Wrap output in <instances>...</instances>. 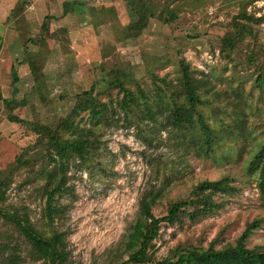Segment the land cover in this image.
Listing matches in <instances>:
<instances>
[{
  "label": "rangeland",
  "instance_id": "374dc122",
  "mask_svg": "<svg viewBox=\"0 0 264 264\" xmlns=\"http://www.w3.org/2000/svg\"><path fill=\"white\" fill-rule=\"evenodd\" d=\"M64 1L0 0V182H8L0 209L28 219L47 235L63 231L75 264H104L107 250L135 220L147 187L165 188L154 206V213L163 215L169 201L198 181L230 176L238 190L218 197L225 205L199 220L184 217L163 224L153 242L155 256L164 258L178 243L207 247L220 233L221 247L234 242L246 222L256 218L263 221L246 245H264V200L255 177L245 171L256 148L251 137L243 145L226 142L213 158H205L186 150L170 129L129 126L130 119L116 107L97 129L98 141L88 161L77 158L69 164L65 189L57 197L60 213L50 224L42 187L44 168L52 166L47 138L34 130L39 124L56 125L79 93L101 87L120 70L144 85H153L151 72L177 80L181 56L211 80L219 97L215 105L226 108L235 100L231 88L240 85V105L261 137L264 86H255L254 80L264 70V19L259 20L264 18V0H185L177 3L178 17L172 24L150 18L146 27L135 30L125 0H77L69 6ZM235 34L241 37L237 54L221 52V38ZM117 92L111 89L100 98L108 101ZM4 99L17 103L10 108ZM87 116L77 118L82 126H90ZM0 264H46L19 225L1 213Z\"/></svg>",
  "mask_w": 264,
  "mask_h": 264
},
{
  "label": "trees",
  "instance_id": "16d2710c",
  "mask_svg": "<svg viewBox=\"0 0 264 264\" xmlns=\"http://www.w3.org/2000/svg\"><path fill=\"white\" fill-rule=\"evenodd\" d=\"M183 1L185 0H125L133 19L131 29L146 27L150 18H157L167 25L172 24L178 17L177 3ZM250 1L247 0V3ZM246 5L241 10L243 15L247 14ZM50 17L47 15L45 18ZM262 19L264 18L259 20ZM46 25L44 22L42 26L46 28ZM244 27L248 29L246 24ZM221 39V52L229 49L231 53L237 54V44L241 37L235 34ZM249 59L252 60L250 63L255 60L252 57ZM177 69L179 77L174 81L151 72L153 85L141 84L139 80L120 70L117 76L106 79L101 87L93 85L79 93L71 111L59 118L56 125L34 126L35 131L47 138L52 166L43 171L46 176L42 187L43 194L46 195L44 215L48 223L51 224L55 215L60 213L57 197L65 189L69 164L77 158L83 163L88 161L89 154L96 148L95 143L98 141L97 129L108 122L109 112L117 111L116 107L121 108L127 120L130 119L129 126L147 127L150 131L156 126L170 129L186 150H193L196 155L205 158H213L226 142L230 146H236L241 141L243 145L251 137L256 148L248 158L245 171L255 177L259 195L264 200V126L260 137V130L248 123V112L240 105V85L231 88L235 100L229 101L228 105L233 106V109L228 105H225L226 108L221 107L219 103L214 104L218 92L213 91L210 79L200 76L198 70L191 68L181 56L177 61ZM33 70H36L35 66ZM254 85L259 88L264 86L263 69L256 75ZM111 89H118L117 97L103 101L100 96L109 94ZM2 99L0 94V100ZM4 101L10 108L17 103L14 99ZM83 113L88 114L87 123L90 126H82L77 119ZM12 120L24 121L17 116H13ZM241 150L239 148V152ZM17 161L23 163L21 158H17ZM233 181L234 178L230 176H222L216 180L202 179L185 195L169 201L163 215H156L154 206L164 195L165 188L147 187L139 200L135 220L120 241L107 250L108 257L104 264H264V245H246L250 234L261 225L263 218L246 222L241 235L234 242L221 247H217L220 233L207 247L178 243L164 258H157L152 249L163 224H175L184 217L199 220L221 209L225 202L218 200V197L222 194L233 195L238 190ZM7 188L8 182L2 180L0 201ZM0 213L19 225L35 248L42 252L46 264H75L63 231L54 230L47 235L28 219L1 209Z\"/></svg>",
  "mask_w": 264,
  "mask_h": 264
},
{
  "label": "crops",
  "instance_id": "0c3cea01",
  "mask_svg": "<svg viewBox=\"0 0 264 264\" xmlns=\"http://www.w3.org/2000/svg\"><path fill=\"white\" fill-rule=\"evenodd\" d=\"M65 2H68V4H66V6H69V5H75V4L77 5V3H78L77 0H65V1H64V4H65ZM83 3H86L85 0H83L82 4H83ZM32 7H33V4H32V5H29L28 8L31 9ZM74 7H75V6H74ZM79 8H81V7H79ZM74 9H75V8H74ZM66 10H68V8H67ZM46 16H47V15H46ZM46 16H44V17H46Z\"/></svg>",
  "mask_w": 264,
  "mask_h": 264
}]
</instances>
